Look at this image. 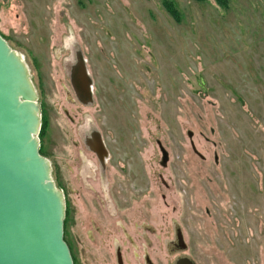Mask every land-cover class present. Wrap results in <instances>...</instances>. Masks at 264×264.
Segmentation results:
<instances>
[{
    "label": "rangeland",
    "instance_id": "rangeland-1",
    "mask_svg": "<svg viewBox=\"0 0 264 264\" xmlns=\"http://www.w3.org/2000/svg\"><path fill=\"white\" fill-rule=\"evenodd\" d=\"M0 34L36 91V137L77 264L115 249L112 236L124 240L104 227L126 226L125 216L95 198L101 172L114 180L119 170L126 185L109 198L141 195L137 211L178 226L197 264H264V0H0ZM71 51L95 104L66 75ZM81 112L112 155L92 179ZM124 251L136 264L139 250Z\"/></svg>",
    "mask_w": 264,
    "mask_h": 264
},
{
    "label": "water",
    "instance_id": "water-1",
    "mask_svg": "<svg viewBox=\"0 0 264 264\" xmlns=\"http://www.w3.org/2000/svg\"><path fill=\"white\" fill-rule=\"evenodd\" d=\"M39 128L28 69L0 34V264H74ZM177 264L196 262L183 257Z\"/></svg>",
    "mask_w": 264,
    "mask_h": 264
},
{
    "label": "flooded vegetation",
    "instance_id": "flooded-vegetation-1",
    "mask_svg": "<svg viewBox=\"0 0 264 264\" xmlns=\"http://www.w3.org/2000/svg\"><path fill=\"white\" fill-rule=\"evenodd\" d=\"M82 58L83 57L80 51H78V54H73L71 51V55L65 59V62L71 60L72 63H67L66 67L71 65L72 68L70 73H68V70L66 69L68 73H66V75L70 76L73 85L72 87L78 98L83 103L95 104V87L91 82L90 74L86 69ZM77 78L79 79L78 84ZM79 121L82 123L80 124ZM77 122V133L80 142L85 149L84 152L86 154H92V157L95 160L94 163H88L89 171L87 177L92 179V175L95 174L97 168L104 171L106 166L107 168L110 166L108 164L112 155L100 131L97 130L95 125L91 123L83 112L78 113ZM77 161H79L78 152ZM78 169H80L79 164ZM119 171V177H116L114 180H112L113 177L107 179L105 177L106 172H101L102 178L100 180L101 183H99L100 189L96 191L97 193H95V198L100 209L102 204L107 208L110 207L113 202L116 208L113 213L114 216L118 219L121 216H125L127 219L126 226H123L122 223L119 222V225L116 227H104V230L107 232H119L122 234V238H124V240L120 239L117 235L112 236L115 249H112V251L107 252L105 255L98 253L93 264H127V258L130 257V254L127 251H124L125 245L139 250L140 258L135 259L136 264H177V262L183 257L190 258V256L186 253L188 245L180 234L178 226L170 227V230H167V228L164 227L158 228L159 220L155 219L157 216L153 214L152 211H137V207H143L145 206L143 203H146V199H143L141 195H131L128 200L129 204H124L127 200H119L115 198L114 195H112L113 199L109 198L113 190H124L126 185V174L121 170ZM103 192L108 193L104 194ZM149 202L150 205H156L152 203V200H149ZM97 212H99V210H97ZM154 220H156L157 228L148 223ZM93 225L95 232L98 234L101 233L100 231H102V227L96 223ZM69 248L74 260V255L70 245ZM130 258H132V256ZM77 263L78 260L76 259V262L74 260V264Z\"/></svg>",
    "mask_w": 264,
    "mask_h": 264
},
{
    "label": "trees",
    "instance_id": "trees-1",
    "mask_svg": "<svg viewBox=\"0 0 264 264\" xmlns=\"http://www.w3.org/2000/svg\"><path fill=\"white\" fill-rule=\"evenodd\" d=\"M214 1L217 2L218 4H224V3H226V0H214Z\"/></svg>",
    "mask_w": 264,
    "mask_h": 264
},
{
    "label": "bare ground",
    "instance_id": "bare-ground-1",
    "mask_svg": "<svg viewBox=\"0 0 264 264\" xmlns=\"http://www.w3.org/2000/svg\"><path fill=\"white\" fill-rule=\"evenodd\" d=\"M77 77H78V76H77ZM78 80H79V79L77 78V84H78ZM75 82H76V81H75Z\"/></svg>",
    "mask_w": 264,
    "mask_h": 264
}]
</instances>
